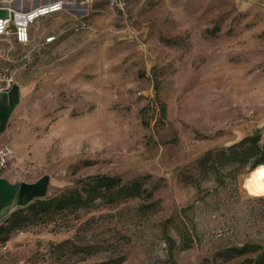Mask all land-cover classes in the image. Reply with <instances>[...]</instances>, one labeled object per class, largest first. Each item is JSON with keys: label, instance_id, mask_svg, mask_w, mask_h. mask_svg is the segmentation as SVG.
I'll return each instance as SVG.
<instances>
[{"label": "rangeland", "instance_id": "374dc122", "mask_svg": "<svg viewBox=\"0 0 264 264\" xmlns=\"http://www.w3.org/2000/svg\"><path fill=\"white\" fill-rule=\"evenodd\" d=\"M64 1L63 12L31 27L45 29L37 41L0 63L26 89L7 169L44 180L50 196L99 174L143 179L153 196L100 202L70 217V229L57 220L25 227L0 245V264H61L53 247L79 227L82 242L107 250L80 264L115 251L123 264L241 263L215 255L264 245L262 165L251 171L264 153L224 167L216 153L246 137L260 136L264 147V9L241 0H129L119 13L108 0ZM81 22L88 28L75 32ZM50 34L57 40L44 44Z\"/></svg>", "mask_w": 264, "mask_h": 264}, {"label": "trees", "instance_id": "16d2710c", "mask_svg": "<svg viewBox=\"0 0 264 264\" xmlns=\"http://www.w3.org/2000/svg\"><path fill=\"white\" fill-rule=\"evenodd\" d=\"M165 108L166 106L163 105L164 112L166 111ZM260 140V136L246 137L239 143L218 151L216 154L221 167L234 165L235 163H246L250 157L263 154L264 147L260 145ZM212 156H214V152H208L202 162L205 163L206 159ZM260 165H264V157H259L253 163L251 171ZM79 185L76 188L66 189L59 195L36 199L25 207L14 210L0 223V245L9 244L12 233H22L25 227L32 225L50 224L57 220L65 229H70L73 227L67 223L70 217H76L82 210L89 211L100 202L113 205L128 199H149L153 196V192L145 187L143 179L123 182L119 176L99 174L81 180ZM174 222V217H170L165 221V232L168 231L167 226ZM87 223H89V220L85 225ZM173 226L178 228L176 225ZM81 230V227H79L72 239L54 245L52 252L61 264H80L107 251L100 244L90 243L89 241L82 242L80 239ZM166 242L171 248V255H173L172 246L175 240L167 235ZM188 246H190V243L183 245L181 248L185 249ZM241 257H244V260L239 264H264V245L246 243L242 246L226 248L215 255L216 260L221 259L226 262ZM124 261V256L115 251L114 255L94 264H123Z\"/></svg>", "mask_w": 264, "mask_h": 264}, {"label": "crops", "instance_id": "0c3cea01", "mask_svg": "<svg viewBox=\"0 0 264 264\" xmlns=\"http://www.w3.org/2000/svg\"><path fill=\"white\" fill-rule=\"evenodd\" d=\"M48 1L50 0H0V19L7 17L10 10L28 11ZM241 1L264 9V0ZM40 31H45V29L42 30L41 28L34 27L31 30L33 42L37 41L36 39L39 37ZM45 37L47 36L43 37V41ZM1 40L5 41L6 39ZM9 40L12 42L9 47L5 45L0 46V63L10 58L14 61V59H17L15 57L19 56L15 51L26 48L18 44L13 36L6 41ZM0 69L13 72L16 75L14 70L3 69L1 67ZM18 81L16 77L15 85L8 92L0 96V142L5 144L8 141L11 122L26 90L25 86L21 85ZM52 194V187L46 184L44 180L24 181L19 176H16L13 168L0 171V222L5 220L14 210L25 207L36 199L48 197Z\"/></svg>", "mask_w": 264, "mask_h": 264}, {"label": "built area", "instance_id": "2783aa9c", "mask_svg": "<svg viewBox=\"0 0 264 264\" xmlns=\"http://www.w3.org/2000/svg\"><path fill=\"white\" fill-rule=\"evenodd\" d=\"M110 8L119 13H126L129 9V0H108ZM63 0H50L39 4L28 11L10 10L9 15L0 19V39L14 37L18 44L29 46L32 42L31 27L46 17L59 14L65 10ZM85 22L74 26L75 32L87 29ZM57 40L53 34L44 38V44H51ZM16 83V76L13 72L0 69V96L8 92ZM15 155L14 150L5 143L0 142V171L7 170ZM6 249V246L5 248Z\"/></svg>", "mask_w": 264, "mask_h": 264}, {"label": "bare ground", "instance_id": "6f19581e", "mask_svg": "<svg viewBox=\"0 0 264 264\" xmlns=\"http://www.w3.org/2000/svg\"><path fill=\"white\" fill-rule=\"evenodd\" d=\"M256 188L264 193V165H262L258 172V177L256 180Z\"/></svg>", "mask_w": 264, "mask_h": 264}]
</instances>
